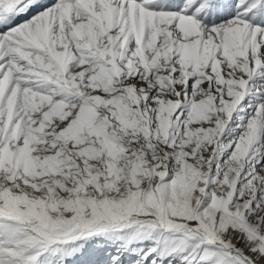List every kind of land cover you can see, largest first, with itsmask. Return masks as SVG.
Segmentation results:
<instances>
[{"label": "snow or ice", "instance_id": "1", "mask_svg": "<svg viewBox=\"0 0 264 264\" xmlns=\"http://www.w3.org/2000/svg\"><path fill=\"white\" fill-rule=\"evenodd\" d=\"M0 264H264V0H0Z\"/></svg>", "mask_w": 264, "mask_h": 264}]
</instances>
